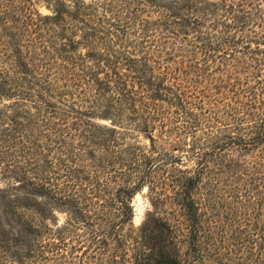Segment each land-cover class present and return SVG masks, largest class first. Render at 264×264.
I'll return each mask as SVG.
<instances>
[{
	"label": "trees",
	"instance_id": "16d2710c",
	"mask_svg": "<svg viewBox=\"0 0 264 264\" xmlns=\"http://www.w3.org/2000/svg\"><path fill=\"white\" fill-rule=\"evenodd\" d=\"M40 1L0 0V264H264V109L202 136L182 109L181 155L157 150V114L130 124L147 149L93 122L168 101L131 54L158 35L215 37L264 76V0ZM144 187L153 210L123 231Z\"/></svg>",
	"mask_w": 264,
	"mask_h": 264
},
{
	"label": "rangeland",
	"instance_id": "374dc122",
	"mask_svg": "<svg viewBox=\"0 0 264 264\" xmlns=\"http://www.w3.org/2000/svg\"><path fill=\"white\" fill-rule=\"evenodd\" d=\"M84 1L89 2L90 0ZM33 2L34 9L38 10L40 14L50 13L42 1L33 0ZM98 14L101 15V12L98 11ZM158 37L159 39L151 37L148 43L138 41L137 46L135 45L136 52L131 54L137 60L135 65L144 71L145 79L149 81L152 88H155V85L164 88L169 93L167 94L169 99L170 95L180 94L181 101L173 102L172 99L157 101L156 111L154 109L143 110L140 103L136 101L134 104L137 111L134 115L135 119L132 118L130 121L125 119L120 122L111 114L104 119L93 116L94 123L100 126H115L119 131L124 128L126 129L123 134L124 138L120 137L125 140L124 143L139 145L147 149L150 146L149 134L135 130L137 128L130 124L136 120L142 121L143 115L147 116V120H150V116L157 114L154 121L155 128L151 131L152 138L155 140L154 144L158 147L157 150L173 152L172 148L178 145L177 139L183 138V134L179 136L180 131L177 127L183 123L181 120L187 119L181 113L182 109H187L198 115L201 122L196 129L197 136H202V130L209 131V128L226 130L228 126H234L241 117L251 118L250 115L255 110L251 109L250 105H254L253 107L257 108L258 112L264 109V91L259 87L264 76L250 67L252 61L249 56L224 50L226 47L223 46L222 41L216 43L220 39L215 37H211L210 41H197L191 30L188 31L187 36L181 35L176 39L167 35L165 37L158 35ZM129 39H133V36H129ZM151 40L155 41L151 42ZM113 47L117 51L121 50L117 45ZM130 48L132 50V46ZM80 51L85 52L83 49ZM119 67L121 74L126 76L124 79L126 87L140 90L136 84L137 81L132 83L130 80L129 75L131 74L125 70V67L121 65ZM101 77L105 80L104 74H101ZM105 93L106 97L110 94L109 92ZM126 114L133 117L132 112H125L123 115ZM77 140L73 139L74 145ZM97 153H101L100 150H97ZM173 153L181 155L180 152L174 151ZM82 155L84 156V153ZM183 159L185 158L183 157ZM192 166V162L189 161L183 163L180 169L185 167L190 169ZM0 185L3 184L0 183ZM130 204L133 208V217L131 222L124 226L123 231L136 232L141 227L148 211L153 210L147 188L144 187L143 190L136 193L131 198ZM171 208L174 206L165 205L159 215L172 219ZM57 217L59 223L64 221L63 214H58Z\"/></svg>",
	"mask_w": 264,
	"mask_h": 264
}]
</instances>
